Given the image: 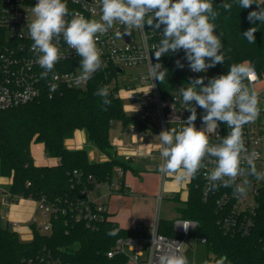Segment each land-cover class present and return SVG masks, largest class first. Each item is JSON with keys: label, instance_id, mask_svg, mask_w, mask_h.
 <instances>
[{"label": "built area", "instance_id": "built-area-1", "mask_svg": "<svg viewBox=\"0 0 264 264\" xmlns=\"http://www.w3.org/2000/svg\"><path fill=\"white\" fill-rule=\"evenodd\" d=\"M67 1L70 13L81 14L88 19H99L98 0ZM36 3L37 0H0V110L18 107L41 98L51 99L67 89L86 88L92 79L101 74L109 92L122 102L128 101L131 109L141 114V117L137 118L139 123L131 129V133L135 134L134 137L132 136L129 142L117 140L112 144L114 153L117 156L124 155L126 161L135 164L144 157L158 161L160 164L163 161L160 156L161 142L143 143L142 140L155 136L159 139V133L162 130L170 127L179 128L190 115L187 110L189 106L196 107L195 126L198 129L206 127L202 122V117L206 114L205 110L196 106L194 101L189 106H185L179 90L188 86L190 78L199 76H205L204 83L207 84L210 69L206 73H193L184 58L183 50L170 53L159 60L163 68L168 71L161 83L156 79L151 80L148 76V60L139 59L142 54H146L147 48L159 43L163 25L158 30L145 25L143 32L133 30L131 35H123L122 39H118L115 36V30L122 31L123 26L117 24L107 34L101 35L97 46L102 52L104 66L86 84L80 86L74 83V77L80 71L81 58L74 49L69 48L61 34L58 41L54 38V43H58L63 58L55 65L53 73H49L46 79H42L40 74L44 69L35 62L36 54L30 50L33 41L28 35L27 27L28 23L35 18L32 8ZM67 19H71V16ZM147 56L152 64L157 63L154 52L149 51ZM134 57L136 59H133ZM178 59L184 64L183 69L176 67L175 62ZM245 83L251 90L257 92L260 108V115L255 122L243 127L245 146L249 151L255 150L260 154L255 163L258 173L264 177V77L255 70L254 78ZM53 85H55L54 89ZM229 131L227 125L221 122L215 132L210 135V143H219ZM248 158L247 153H242V167L245 169L248 167L246 163ZM214 161L215 158L206 157L204 163L208 165V168L200 171L202 199L214 205L219 217L217 224L224 233L248 237L258 226L264 195V178L249 177L250 185L246 197L243 198L233 196L232 188L220 187L217 191H211L205 173L211 171ZM243 175L244 173L238 178V183ZM125 176L126 172L121 167H116L114 176L106 182H100L92 175L88 176L86 181L81 172L74 171L73 177L76 178V184L82 182L85 184L83 188L64 199L49 202L43 198L37 201L42 219L39 221L33 217L30 227L34 225L42 233H51L54 222L60 217L83 222L89 226L99 225L110 218L107 198L130 188ZM167 178L168 174L159 172L158 200L162 199V190ZM8 196L7 194L6 198L1 199V203L7 207L12 204ZM1 216L3 217V212ZM6 216L9 218L7 223L15 227L16 222L10 221V211L6 213ZM177 221H187L192 225L185 230L182 225L176 224ZM160 224L159 212L156 213L151 225L136 224L130 228L135 235L118 238L114 247L107 252L108 258L113 259L121 255L126 258L124 264H156V257L159 255L157 246L161 243L171 242L167 249L169 251L175 250L172 245L179 244L180 251L184 254V247L190 245L194 238H198L203 244L207 243L205 237L193 236L199 226V222L195 219L180 217L172 220L174 233L172 236L161 233ZM161 238L164 239L161 240ZM19 264L64 263L51 251L44 250L36 256L23 258Z\"/></svg>", "mask_w": 264, "mask_h": 264}, {"label": "trees", "instance_id": "trees-1", "mask_svg": "<svg viewBox=\"0 0 264 264\" xmlns=\"http://www.w3.org/2000/svg\"><path fill=\"white\" fill-rule=\"evenodd\" d=\"M211 2L220 13L213 23L217 25L215 34L222 33L224 63L210 68V78L227 74L231 64L244 61L250 62L264 77V23L257 21L253 25L247 19L257 5L240 9L235 0ZM223 2L233 5L230 12L219 7ZM257 3L264 6V0H257ZM253 26L258 28L254 34L256 42L249 43L243 32ZM104 86V78L99 74L86 88L67 89L51 99L41 98L0 110V177L10 180L7 194L11 203L25 198L53 202L76 194L85 184H76L74 171L81 172L86 181L92 175L100 182L112 179L116 167L138 174L133 162L119 159L114 153L110 134L115 122L124 129L139 121L128 115L122 100L110 92L111 103L104 105L102 98L95 95ZM79 130L86 132L88 141L106 160L91 158V151L86 148H68L67 141ZM34 143H41L45 152L58 159V163L37 164L31 152ZM200 184L199 173L188 183L187 198L178 211L181 218L199 222L193 236L207 239L206 245L213 254L209 264L221 255H227L231 264H264V195L254 233L248 237L232 236L219 228L215 207L202 199ZM1 213L0 198V264H19L23 258L36 256L44 250L51 251L64 264H124V256L111 259L107 252L118 238L135 235L133 230L122 228L112 218L89 226L60 217L48 234L31 225L32 240L24 242L17 231L3 223ZM111 230H117L116 234L109 235ZM159 231L172 236V221L161 219Z\"/></svg>", "mask_w": 264, "mask_h": 264}, {"label": "clouds", "instance_id": "clouds-1", "mask_svg": "<svg viewBox=\"0 0 264 264\" xmlns=\"http://www.w3.org/2000/svg\"><path fill=\"white\" fill-rule=\"evenodd\" d=\"M240 9H249L257 5L256 10L248 13L247 19L253 25L257 21L264 23V6L257 0H235ZM100 6L99 19H88L77 13H70L66 0H37L32 8L34 19L28 23V35L33 41L31 51L36 54L35 62L44 71L40 76L46 79L53 73L55 65L63 58L58 41L63 37L69 48L74 49L80 59V71L74 77L77 86L86 84L93 75L102 69L104 61L97 43L101 35L107 34L115 25H122L123 30H115V36L131 35L133 30L143 32L145 25L152 29H160L163 25L162 38L158 44L151 45L139 59L148 60V76L161 83L168 71L159 60L170 53L183 50L188 67L193 73H206L217 64L224 63L221 35L215 34L217 25L213 23L220 15L213 7L211 0H98ZM219 7L231 11L233 5L223 2ZM71 16V19L67 17ZM257 27H250L243 32L249 43H255ZM154 52L157 63L152 64L147 53ZM133 59H136L135 57ZM176 67L183 69L181 60H176ZM255 76L254 66L248 61L233 63L227 74L208 79L205 76L190 78L187 87H182L179 94L185 106L195 102L196 106L205 110L202 122L206 127L195 126L197 111L189 106L190 115L182 125L170 127L159 133L160 156L163 161L158 170L163 174L179 173L178 179L196 177L202 169L206 157L215 158L214 167L205 175L209 181V189L217 191L220 187L232 188L233 196L246 197L250 185L249 177L264 178L257 171L256 159L260 154L249 151L245 146L243 127L251 124L260 115L258 94L251 90L245 81ZM55 79V76H53ZM55 85H53V89ZM96 96L102 98L104 105H109V89L104 86L98 89ZM230 129L227 136L219 143L211 144L210 135L220 123ZM242 153L248 154L247 169L242 167ZM244 173L238 183L237 180ZM185 230L191 223L177 221ZM111 230L109 235H115ZM164 238H161L163 240ZM171 242L157 246L159 252L156 264H190L182 251L181 245L175 244L174 251L167 250ZM204 264H209L205 261ZM212 264H231L227 255L216 258Z\"/></svg>", "mask_w": 264, "mask_h": 264}, {"label": "rangeland", "instance_id": "rangeland-1", "mask_svg": "<svg viewBox=\"0 0 264 264\" xmlns=\"http://www.w3.org/2000/svg\"><path fill=\"white\" fill-rule=\"evenodd\" d=\"M130 103L123 100V106L128 115L140 118L141 114L138 111L131 109ZM137 126L136 123L129 124L126 128H122L119 122H115L112 126L110 139L111 144L117 140H122L124 142H129L134 137L135 134L131 133V129ZM75 142L81 148H86L89 151H93L91 158L98 161L106 160V157L100 155L98 150L88 141L87 134L84 130H79L75 133ZM144 143L154 142L159 143L157 136L149 139L142 140ZM92 149V150H91ZM32 155L39 164H56V160L49 156L41 143H34L31 147ZM91 153V152H90ZM119 159L125 160V156L118 155ZM138 170V174L134 175L135 178L132 180V188L136 193L137 188L139 190L148 193L149 195H156L159 191V162L152 161L150 159L141 157L138 163L134 164ZM179 173H168V178L166 179L164 189L162 190V199L158 200L155 205V211L159 212L160 218L166 221H172L180 218V213L178 207L184 204L188 192V181L190 177L183 180L178 179ZM10 187V182L6 177H0V198L3 200L7 197V190ZM162 189V188H161ZM133 191V194H135ZM157 196V195H156ZM177 200H176V199ZM139 208L144 211V215H151L152 213V203L148 201L139 202ZM10 211V221L16 222L17 226L11 227L15 231H18L20 239L24 242H29L32 240V230L30 224L33 217H36L39 221L41 218V210L38 207L36 200L31 198L21 199L18 203H12L9 207L2 203L3 217L2 221L4 224L7 223L8 217L6 213ZM144 218V216H142ZM19 225V226H18ZM185 255H187L190 263L192 264H204L213 258V254L209 251L208 246L203 244L198 238H194L190 245L184 247Z\"/></svg>", "mask_w": 264, "mask_h": 264}, {"label": "crops", "instance_id": "crops-1", "mask_svg": "<svg viewBox=\"0 0 264 264\" xmlns=\"http://www.w3.org/2000/svg\"><path fill=\"white\" fill-rule=\"evenodd\" d=\"M74 139H75V136L74 138H71L67 141L68 148H71V149L81 148V146L78 145L79 143L75 142ZM93 153L94 152L91 151L90 156H92ZM55 160L58 163V159H55ZM35 162L39 164L37 161ZM134 175L135 174H132L130 172L126 173L125 179L130 184V188L128 190L112 194L106 200L107 205L109 207L110 218L117 221L119 225L125 229L133 228L138 223H144L146 225H151L153 221L155 220L156 213H157L154 208L157 203V201L155 200V197L157 198L156 195L158 193L156 195H149L148 193H145L144 191L139 190V188L135 189L136 190V193H135V191L132 188V185H133L132 180L133 178H135ZM133 191L135 194H133ZM141 201H148L152 203L151 215L149 214L144 215V211H142L138 206L139 202ZM10 216H11V212H10ZM142 216H144V218H142Z\"/></svg>", "mask_w": 264, "mask_h": 264}, {"label": "water", "instance_id": "water-1", "mask_svg": "<svg viewBox=\"0 0 264 264\" xmlns=\"http://www.w3.org/2000/svg\"><path fill=\"white\" fill-rule=\"evenodd\" d=\"M257 178V177H256Z\"/></svg>", "mask_w": 264, "mask_h": 264}]
</instances>
